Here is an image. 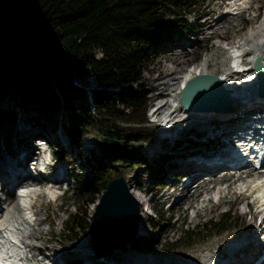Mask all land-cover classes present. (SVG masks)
Wrapping results in <instances>:
<instances>
[{
  "label": "trees",
  "instance_id": "trees-1",
  "mask_svg": "<svg viewBox=\"0 0 264 264\" xmlns=\"http://www.w3.org/2000/svg\"><path fill=\"white\" fill-rule=\"evenodd\" d=\"M194 5V0H0V96L13 92L11 104L0 103L4 142L6 122L17 117L40 128L37 113L44 110L49 128L62 129L69 143L79 145L86 132L101 136L102 158L92 161L83 155L93 173L104 167V158L117 162L132 156L130 140L152 138L145 113L149 88L141 68L163 39L182 33L187 27L184 16L193 14ZM25 65L32 71L30 78ZM86 74L93 76L97 88L78 86ZM73 98L75 106L70 105ZM58 109H66L64 118L51 117ZM51 153L70 160L59 142ZM140 158L136 161L153 180L166 176L167 169L156 158ZM93 173L72 176L75 188L87 190L85 204L93 202L95 187L103 189L110 178L98 175L94 182ZM234 219L229 210L223 211L185 228L184 236L203 229L208 230L205 236L218 234ZM87 226L84 207L74 205L62 220L61 241L88 235Z\"/></svg>",
  "mask_w": 264,
  "mask_h": 264
},
{
  "label": "rangeland",
  "instance_id": "rangeland-1",
  "mask_svg": "<svg viewBox=\"0 0 264 264\" xmlns=\"http://www.w3.org/2000/svg\"><path fill=\"white\" fill-rule=\"evenodd\" d=\"M194 1L193 14L184 16L187 27L181 30L182 33L173 34L167 40L163 39L159 44L160 47L152 54L151 59L141 68V75L149 88V99L145 113L148 120L147 126H149L152 133V138L148 140H130L128 148L131 149L132 156H125L123 157L124 161L117 162L104 158V167L93 173V170L83 155L90 158L92 161L100 157L102 158L98 149L101 136L94 132H87L81 138L80 144L75 145L69 143L67 137L58 132L49 135L48 132L53 133L54 130L49 128L52 126L49 125V120L46 119V112L44 110L37 113V120L39 122L41 121L40 128L34 124L25 123L24 119L16 117V120L13 122L5 123V131L8 132L7 142H4V131L0 130V159H6L7 155L10 154L15 157L17 151L28 148L25 139L28 136L31 137L34 135L35 131L48 135L54 140V144H45L41 151L43 160L40 161V163L44 164V166H42V173H44L45 176L41 178V181H38L35 186L42 188L48 184H53L48 178L57 175V165L58 170L60 169L62 171L61 174H63V176L60 175L61 180H57V184H55L56 187L53 188V196L49 197L39 193L33 198V210L36 212L35 216L37 220H39L38 227L43 230L40 235L41 239L38 241L35 239L34 242L43 245L40 243L43 240L45 246L53 247L54 254L58 256V264L62 263V260L69 264H83V255L80 251L68 250L71 248L70 245L74 242L64 243L61 241L62 220L66 212L73 210V206L77 204L84 207L89 222L90 214L102 192V189L100 190L99 187H95L94 194H92V198H94L93 202L85 204L84 198L87 196L85 194L87 190L82 187L75 188V181L72 178L74 175L78 176L79 173H93L94 182H98V175L109 178L121 174L126 180L127 185L134 187V190L136 189L141 192L147 199V212L143 217L144 229L142 231H144V233H136L132 241L124 245L113 247L111 250L101 254L98 257L99 260H97L98 264H131L130 259H133V256L129 255V252L134 253V256L141 261L152 259V257L160 258L159 260L155 259L156 264H207L210 259L213 260L216 255L218 256L220 252L225 251L227 243L232 238H242L253 234L259 216V213L257 215H252V211L255 209L254 207H256V204L252 202V198L248 195H246L245 198H243V194L237 197V194L240 193L239 186L241 181L248 177H244V179L241 180L238 179L232 183L230 182L234 176L228 177L227 179L221 180L220 184H216L215 190L209 189L205 191L199 186L197 191H194L189 197L187 195L182 199L181 201L183 203L179 206H171V208H169V205H173L174 200L180 195H183L182 192L177 190L171 197L166 198L167 193L172 191L174 187H181V180L179 183L173 179L178 172L177 169L168 167L167 164L172 161L179 162L178 159L181 158V156L178 157L179 154L183 156V151L185 153L196 145L200 146L202 149L209 148L213 141L212 137L214 133L218 132L220 128L217 126V128L211 129L212 124L211 126H204V128H200L198 125H191L189 119L186 118L189 114H185L182 108L178 107L179 110L176 113L179 114H176L177 116H174L173 119H178L179 115H182L185 119L183 120V124L176 126L175 130L169 134L166 139H161V136L172 131V127L170 129L164 128L163 122L161 123L160 120L150 117L151 109H153L154 104L158 101L167 99L171 94L170 90L173 86L175 87L179 84L180 79L174 76L181 75L184 69L198 63L200 59L206 58L209 62V66L216 64L219 69L229 67L230 64H232L230 56L228 55L230 52L229 43L241 39L247 30L258 23L264 12V0H247L235 14H228L227 18L219 21L218 26L220 27L215 29L214 35L207 36L210 30L206 27L199 30V22L208 18L212 20L220 13L230 10V5L237 0ZM188 24L190 25L188 26ZM227 41L229 42L226 44ZM217 44L221 46L216 47ZM23 70L28 78L32 76V71L28 65H25ZM77 84L78 86H82L83 89L88 87V90L98 87L93 76L90 74L82 75L77 80ZM172 91L174 90L172 89ZM0 99L2 105L5 103L11 104L13 101V92L7 90L0 96ZM4 101L6 102L4 103ZM76 104L77 99L73 98L70 105L75 106ZM12 105H14V103ZM14 106L19 108V103ZM235 107L237 108V106ZM65 112L66 109H58L55 113L51 114V117L64 118ZM48 114H50V112H48ZM238 115L240 116L239 113ZM234 116L233 113L228 112L221 118L214 120V122L217 124L225 119L229 120ZM169 123H172V121L168 122L167 125H169ZM27 124L29 127H27ZM22 125L28 129H21V127H23ZM231 126L234 127L236 125L232 124ZM30 127H32V129ZM57 130L60 129L55 128V131ZM20 137H23L21 142L18 141ZM58 142L69 152L70 160L52 155L51 151L53 150V146H56ZM205 142L206 145H203ZM169 155H171V157ZM137 156H140L146 161H149L151 158H156L158 163L161 162L162 168L167 169V172H165L167 175L164 178L153 180L146 170H144L143 165L141 163L138 164V161H136ZM11 161L13 162V159ZM5 165H7L5 161L0 160V170ZM38 168H41L40 164ZM232 171L236 173L239 170ZM34 176L37 178L39 177L36 175ZM225 184H227L226 187H224ZM207 186L208 185H206V187ZM220 195H223L225 201L216 205L217 202L214 203V200ZM204 197L207 198L202 200ZM234 197L235 200L233 201ZM188 200L190 206L186 208L187 203L184 202ZM218 201H220V199ZM248 202H252L249 203L250 206L245 204ZM197 210H199L200 213H197ZM226 210H229V214L235 219L224 231L215 235L205 236L208 230L203 229L201 231H196L195 234L184 236L183 230L185 228H194L202 221L210 218H217L221 212ZM263 221L264 217H262L261 222L264 223ZM201 235H203V237H200ZM78 238H85L87 240L85 246L90 248V238L88 235H81ZM256 240L258 241L257 238ZM81 241H83V239L77 241L72 247L75 246V248H78L77 244ZM148 246H150V248H147L148 251H143L144 247ZM189 251L190 262H175L177 259L180 260V258L185 257ZM88 255L92 260L96 259L92 254V250ZM206 255L212 257L205 261ZM120 256L122 258H118ZM165 257L168 258L164 261L162 258ZM75 260L79 262L75 263ZM44 262H46L44 264H50L47 259H44Z\"/></svg>",
  "mask_w": 264,
  "mask_h": 264
},
{
  "label": "bare ground",
  "instance_id": "bare-ground-1",
  "mask_svg": "<svg viewBox=\"0 0 264 264\" xmlns=\"http://www.w3.org/2000/svg\"><path fill=\"white\" fill-rule=\"evenodd\" d=\"M245 1L247 0H237L232 3L233 5H230V10L220 13L212 20L208 18L199 22V30L206 27L210 30L207 36L214 35L215 29L220 27L218 26L219 21L227 18L228 14H235L239 11ZM228 42L229 41H227L226 44ZM220 46V44L216 45V47ZM229 47L230 52L228 55L230 56V61L232 63L229 67L219 69L216 64L209 66L208 60L202 58L198 63L184 69L181 75L174 76L175 78L180 79L179 84L175 87L173 86L172 89L174 91H172V89L170 90L171 94L167 99L164 101L160 100L154 104L153 109H151L150 112V117L160 120L161 123L163 122V127L165 126L164 128L170 129L172 127L170 133L161 136V139H166L168 135L175 130L176 126L183 124V120H185L182 115H179L178 119H173L174 116L179 114L176 112H178V107H180L177 103V97L181 84L190 76L200 72L211 73L220 77L224 86L229 91L228 97L230 99V104L227 107L218 111L211 110L195 113L183 110L185 114H189L186 118L189 119L191 125H198L200 128H204V126H211L212 124L211 129H215L217 126H219L220 129L218 132L214 133V136L212 137L213 141L209 148L202 149L200 146L196 145L185 153L181 150L183 151V156L182 154H179L178 157L181 156V158L178 159L179 162L172 161L167 164L168 167H174L177 171L183 173L179 177L178 175L174 176V180L177 182L181 179L184 180L181 181V187H174L172 191L167 193L166 198L171 197L177 190L182 192L183 195H180L174 200L173 205H169V208H171V206H179L183 203L181 200L187 195L189 197L194 191H197L199 186L205 191L209 189L215 190V185L220 184L221 180L227 179L228 177L234 176L230 183L248 177L241 181L239 186L240 193L237 194V197L242 194L243 198H245L246 195L250 196L252 202L256 204V207H254L255 209L253 211L251 210L252 215H257L259 213L260 218L261 216L264 217V172L249 167L246 164L241 167H233V165L227 166L229 155H227L226 152L232 148L230 145L233 140L236 139L235 137L237 136V133L248 134L249 131H251L249 125L255 127L258 126V124H264V118H262V116L264 117V96L258 95L254 90L255 76L250 65L252 57L259 54L261 56L260 61L264 66V12L258 23L247 30L241 39L230 42ZM235 106H237V108ZM228 112L233 113L235 116L229 120L225 119L215 124L214 120L221 118ZM259 113H261V115ZM170 121H172V124L167 126ZM232 124L236 125L234 126L235 128L231 126ZM27 127H29V125ZM27 127L23 126L21 129ZM30 128L32 129V127ZM21 138L23 139V137ZM46 138L49 139V137ZM203 145H206V142ZM27 149L28 148L24 150ZM169 156L171 157V155ZM12 159L13 162L11 161ZM0 160L5 161L7 164L0 170V188H2V192L4 193H0V255L6 256L18 264H44L46 263L44 262V259H47L50 264H58V256L54 254L53 247L45 246L43 240L40 242L43 245L34 242L35 239L37 241L41 239L40 235L43 230L38 227L39 220H37L35 216L36 212L33 210V198L39 193L49 197L53 196V188L56 187L55 184H57V180L63 176V174H61L62 171L60 169L58 170L57 165V175L59 176L56 175L55 177H49L48 180L53 184H48L47 186L40 188L35 186L38 180H26V177H28L27 172L24 168H21L18 165L20 158L17 157L14 159L11 155H7L6 159ZM211 161L216 162L210 163ZM232 170L239 171L233 173ZM179 172H177V174ZM184 174H186V178H184ZM193 177L199 179V182L197 187L191 191L190 186L192 184L190 181ZM206 185L208 186L206 187ZM226 185L227 184H225L224 187H226ZM128 191L134 199L136 198L138 200L135 199L139 205L137 233L143 234V217L147 212V199L141 192L136 189L134 190V187L129 185ZM206 198L207 197H204L202 200H205ZM219 199L220 201H218ZM234 200L235 197L233 198V201ZM224 201L223 195H220L214 200V203L217 202L216 205H218ZM252 202L245 204L248 206L249 203ZM184 203H187L186 208L190 206L189 200ZM196 212L200 213L199 210ZM262 229H264V223L259 221L251 236L232 238L227 243L224 252H220L218 256L216 255V257L213 258V260H209L212 256L206 255L205 261L209 260L207 264H252L262 253L263 246L261 245V237L264 238V234L259 236ZM80 239H83V241L77 244L78 248H75V246L72 247ZM80 239L77 238L71 241L74 243L70 245L71 248L68 247V250L80 251L83 255V264H98L97 260L99 259L97 257L93 260L88 257L91 249L85 246L87 240L85 238ZM147 248H150V246L144 247L143 251H148ZM129 255L133 256V259H130L131 264H156L155 259H160L152 257V259L141 261L134 256V253L129 252ZM122 257L124 258L123 255ZM122 257L120 256L118 258ZM166 258L168 257L162 259L165 261ZM189 259L190 251L185 257L180 258V260L177 259L175 262H190ZM263 259L264 257L259 258L257 264H264V261L262 262ZM62 263L68 264L64 260H62Z\"/></svg>",
  "mask_w": 264,
  "mask_h": 264
},
{
  "label": "water",
  "instance_id": "water-1",
  "mask_svg": "<svg viewBox=\"0 0 264 264\" xmlns=\"http://www.w3.org/2000/svg\"><path fill=\"white\" fill-rule=\"evenodd\" d=\"M261 56L251 59L256 77V92L264 96V66ZM229 91L220 77L211 73H195L180 86L177 103L187 112L218 111L230 104ZM139 205L128 191L121 174L111 176L91 212L87 233L95 257L113 247L133 240L137 233Z\"/></svg>",
  "mask_w": 264,
  "mask_h": 264
}]
</instances>
